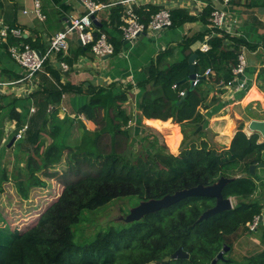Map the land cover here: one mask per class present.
<instances>
[{"label":"trees","instance_id":"obj_1","mask_svg":"<svg viewBox=\"0 0 264 264\" xmlns=\"http://www.w3.org/2000/svg\"><path fill=\"white\" fill-rule=\"evenodd\" d=\"M123 10L122 6H115L108 21L101 22V28L118 29ZM157 11L154 9L152 13ZM212 11L210 7L202 14L204 26L210 25ZM139 13L144 21L149 20L151 14ZM172 19V27L196 20L182 9H174ZM95 34L99 36L98 32ZM206 40L209 51L192 50L197 42ZM22 41L40 48L38 41L25 37ZM111 41L117 52L121 43L118 41L117 45L113 38ZM8 43L9 46L4 45L6 49L20 45L13 37ZM246 45L245 41L225 32L208 29L187 37L178 49L170 47L161 52L146 68L147 79L139 84L144 89L141 120H172L179 124L184 139L178 155L172 154L161 142L159 132L149 134L150 129L145 126L141 135L135 136L140 140L139 150L135 151L132 117L125 109L128 93L115 95L112 88L90 86L84 90L64 85L59 71L47 62L40 73L44 81L42 89L32 94L36 112L26 121L23 115L14 109L11 111L10 118L18 122L19 130L26 124L28 128L18 144L22 153L21 169L11 178L0 171V197L5 183L13 184L16 197L24 203L31 201L35 189L47 187L45 179H59L63 188L57 200L32 226L23 231L11 230L9 226L0 228V264H212L225 247L231 246L230 236L247 228L261 211L251 200L257 189L258 174L252 175L250 166L264 164V143H259L258 135L248 137L242 125L230 148L222 149L207 132L199 129L204 122L200 108H209L207 102L214 88L223 94L225 85L233 79L238 54ZM193 55L197 56L195 72L200 80L192 88L188 79L189 59ZM208 70L214 73L206 76ZM261 88L264 91V86ZM69 91L90 93L89 103L79 114L95 124L94 131L82 121L60 119L57 106ZM217 101L215 96L211 103ZM49 106L54 107L52 112H48ZM76 124L79 137L71 144ZM60 168L67 171L57 173ZM222 178L231 180L222 190L224 198L233 202L231 210L199 222L206 211L216 206L217 200L188 197L140 220L102 228L85 244L75 242L74 227L82 222L86 211L97 210L121 197H136L140 202L160 200L197 186H213ZM2 215L0 209V220ZM179 249L189 257L172 258ZM167 257L171 259L165 261ZM224 262L235 264L230 259ZM245 264H264V253Z\"/></svg>","mask_w":264,"mask_h":264},{"label":"crops","instance_id":"obj_2","mask_svg":"<svg viewBox=\"0 0 264 264\" xmlns=\"http://www.w3.org/2000/svg\"><path fill=\"white\" fill-rule=\"evenodd\" d=\"M39 1L45 20H41L34 13L35 0H2L0 31L4 26L15 25L13 29H21L22 37L36 43L38 41L40 48L37 49L42 52L47 48L50 39L70 25L73 18L84 15L85 9L79 0ZM117 1L109 0L106 3H99L111 4ZM114 7L103 9L97 13V24H95V33L100 34L105 30L104 33L108 35L110 41L113 38L117 45L118 41L121 43L119 50L113 56L97 59L91 50L89 51L87 47L81 45L77 35L74 34L71 37L68 53L51 63L59 71L61 83L64 85L68 84L75 89L82 88L84 90L90 86L112 88L115 95L128 93L125 109L132 117L130 126L134 130L135 136L141 135L142 126L149 129L154 128L159 132L165 131H160L152 123L153 121L162 124L168 122L178 127L177 151L173 152L167 143L170 152L177 155L183 140L180 125L173 123L172 120L166 122L145 118L141 120L140 103L144 89L140 88L139 84L147 79L146 68L156 61L161 52L170 47L177 48L187 37L212 29L210 25L204 26L201 21L204 11L211 7V0H143L137 9L143 21L140 11L152 15L155 13H152L154 9L160 10L163 7H168L172 11L174 9L188 11L189 15L196 20L187 22L180 27L164 29L155 34L141 35L134 42L123 39L122 21L118 29L112 26L104 27V30L101 28L103 25L101 22L108 21L109 13ZM218 7L226 14L225 27L227 30L221 32L248 43L242 47L246 51L248 67L242 78L243 84L245 82L243 89L237 90L235 87L225 86L222 90L223 94H220L217 88L213 89L207 102L209 108H200L199 110L204 116L203 125L199 129L207 132L215 145L222 149L230 148L233 138L242 125H244L243 131L248 137L256 134L259 137V143H264V137L260 133L252 132L249 129L251 121H264V91L261 88L264 86V75H262L264 70V0H234L228 5L220 4ZM10 37L13 36L0 40V82H16L5 92H0V107H2L0 110V161L9 159L13 164L12 168H14L22 166L21 162L15 161V155L19 157V161L22 160V153L18 145L19 141H16L12 148L8 147L11 139L19 131L18 122L10 118L11 111L14 109L23 115L26 121L29 120L36 112L32 94L42 89L44 81L40 78V73L43 72H40L33 80L26 79L18 82L25 76V71L12 57L10 52L12 46L9 49L4 46H9ZM22 37H13L17 42H20V45L13 46L22 47L25 45ZM204 43L197 42L192 50H201ZM113 45L115 46L114 43ZM82 48L86 51L82 52ZM61 62L68 65V70L61 68ZM47 75L49 76V74ZM52 81L55 82L54 79ZM89 94H80L74 91L64 94L60 105L57 106L60 119L69 118L82 121L90 131H94L95 124L88 121L84 115L79 114L80 109L89 103ZM215 96L218 101L212 104L211 101ZM53 110L54 107L49 106L48 112ZM73 135L79 136V125L77 124L73 129ZM9 156L12 157L8 158ZM256 173L258 174L257 189L251 200L261 208L259 216L261 224L257 231L251 232L247 226L230 236V252L225 257L227 261L230 259L235 264H245L264 253V166H258Z\"/></svg>","mask_w":264,"mask_h":264},{"label":"built area","instance_id":"obj_3","mask_svg":"<svg viewBox=\"0 0 264 264\" xmlns=\"http://www.w3.org/2000/svg\"><path fill=\"white\" fill-rule=\"evenodd\" d=\"M81 5L85 9V14L73 18L70 25H68L63 31L58 32L54 35L44 51H39L36 48L31 47L29 44H25L22 47L12 46L10 52L15 61L25 71V76L18 82H22L26 79L33 80L36 75L43 72L47 62H53L60 56H65L70 49V41L72 35L76 34L81 45L84 47H90L91 52L97 59H103L106 57L113 56L116 53L115 46L109 40L106 33L102 32L96 37V25L92 17L97 16L103 9H107L113 6L121 5L124 10L122 13L121 31L123 39L128 42H134L141 35H151L159 31H162L173 26L172 10L168 7H163L154 14L151 15L149 20H141L137 9L141 5L143 0H118L111 4H102L96 0H79ZM234 0H211V8L213 9L210 16V28L218 31L227 30L226 14L218 7L220 4L228 5ZM34 13L41 19L45 20V16L41 13V2L35 0ZM9 36L21 38L22 30L13 29L8 26H4L0 31V40H5ZM210 49V45L205 41L201 50L207 52ZM63 70H68V65L64 62L60 63ZM248 67L246 51L241 48V52L238 54V64L233 69V79L228 82L225 86L235 87L237 90H241L245 86L242 78L245 76L246 69ZM213 71H206V76L212 74ZM16 82H0V92L3 93L8 87L14 85ZM198 80L194 83L196 86ZM34 112V109H32ZM27 124L21 128L15 135L17 141L24 139L25 132L27 131ZM261 220L259 216H256L252 222L248 223L247 226L251 232L257 231L260 227Z\"/></svg>","mask_w":264,"mask_h":264},{"label":"rangeland","instance_id":"obj_4","mask_svg":"<svg viewBox=\"0 0 264 264\" xmlns=\"http://www.w3.org/2000/svg\"><path fill=\"white\" fill-rule=\"evenodd\" d=\"M172 128V126H170ZM171 128L164 132H159L154 128H150L149 134L159 132L161 135V142L167 144L168 137L172 134ZM187 132L191 134V129L188 128ZM164 134V135H163ZM191 138L193 136L189 135ZM183 135V134H182ZM79 137V136H78ZM78 137L74 135L71 137V144H75ZM134 150H139L140 140L133 136ZM184 139V137H183ZM47 142L50 141L47 139ZM183 142V140H182ZM170 148V147H169ZM181 149V148H180ZM177 153V155L180 153ZM170 150V149H169ZM12 156H9L10 158ZM15 161H19V157L15 155ZM13 164L9 159L0 161V171H5L11 178L12 174L21 169V165L12 168ZM66 169L60 168L57 173H65ZM47 187L44 189H35L32 195V199L28 203L19 201L17 198L16 189L12 183L4 184V193L0 197V209L3 213L1 216L3 220H0V228L7 229H20L25 230L32 226L41 216V214L60 196L63 182L59 179H45ZM136 197H121L113 200L108 205L101 207L97 210L86 211L83 214L82 222L74 227L75 242L78 244H85L95 237L97 232L105 229L112 224L123 225L129 222V218L132 215L133 210L140 204ZM230 243V241H229ZM227 260V259H226ZM219 264H229L227 262H221Z\"/></svg>","mask_w":264,"mask_h":264},{"label":"water","instance_id":"obj_5","mask_svg":"<svg viewBox=\"0 0 264 264\" xmlns=\"http://www.w3.org/2000/svg\"><path fill=\"white\" fill-rule=\"evenodd\" d=\"M94 19L95 24H97V20L95 17ZM197 56L193 55L189 59L190 64V75L189 81L191 83V87H194V83L196 80H200V77L195 72V65H196ZM249 129L252 132H258L264 137V121H251L249 125ZM16 143V138L13 137L8 144L9 148H12ZM264 165L261 164L259 167H263ZM258 166L252 165L250 166V173L254 175L256 173V169ZM231 180L227 178L220 179L216 184L213 186L205 187V186H197L191 189L183 190L180 192L175 193L174 195H169L164 197L160 200H151L148 202H141L132 212V215L129 218V222L137 221L142 219L144 216L149 214H154L160 210L166 209L171 207L174 204L179 203L180 201L194 196H201V197H210L215 198L217 200L216 206L208 211H206L199 219V222L209 219L210 217L219 214L224 211L231 210L233 208V203L231 199L224 198L222 194L223 187L229 183ZM230 250V247H225L218 256L213 260L212 264H218L219 261L224 262L226 260V253ZM188 258L189 255L185 253L182 249H179L172 258ZM171 257L165 258V261H169Z\"/></svg>","mask_w":264,"mask_h":264},{"label":"bare ground","instance_id":"obj_6","mask_svg":"<svg viewBox=\"0 0 264 264\" xmlns=\"http://www.w3.org/2000/svg\"><path fill=\"white\" fill-rule=\"evenodd\" d=\"M160 131H164L166 129L171 128L170 126H172L170 132L172 133L168 139H167V143L171 146V150L173 152L177 151L178 148V143H179V135H178V127H175L174 125L166 122L164 124L160 123V122H152ZM164 135V134H163Z\"/></svg>","mask_w":264,"mask_h":264},{"label":"clouds","instance_id":"obj_7","mask_svg":"<svg viewBox=\"0 0 264 264\" xmlns=\"http://www.w3.org/2000/svg\"><path fill=\"white\" fill-rule=\"evenodd\" d=\"M17 141V140H16Z\"/></svg>","mask_w":264,"mask_h":264}]
</instances>
